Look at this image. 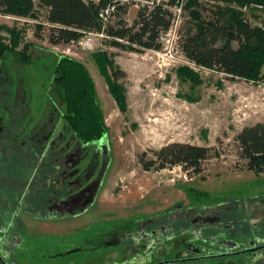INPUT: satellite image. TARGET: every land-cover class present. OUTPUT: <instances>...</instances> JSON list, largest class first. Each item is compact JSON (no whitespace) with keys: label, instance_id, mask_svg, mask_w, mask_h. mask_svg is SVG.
<instances>
[{"label":"rangeland","instance_id":"obj_1","mask_svg":"<svg viewBox=\"0 0 264 264\" xmlns=\"http://www.w3.org/2000/svg\"><path fill=\"white\" fill-rule=\"evenodd\" d=\"M198 1L216 3V0ZM186 2L183 0L173 10L174 21L161 39L163 48L159 52L125 51L110 45V40L99 38H86V49L77 44L55 46L49 41L46 10L39 8L38 0H35L38 14L34 18L10 15L26 20L17 21L0 15V27H5L0 30L3 44L12 45L9 30L17 28L22 38L17 52L30 46V64H23L17 57L7 60L14 81L21 84L28 102L33 104V115L41 107L46 110L50 107L46 103L48 94L55 102H62L51 87L54 71L60 57L74 58L92 76L113 154L99 203L72 220L29 221L28 245L48 253L69 252L87 241L95 243L98 235L119 227H133L141 219L171 210L178 203L188 206L224 202L239 206L246 202L256 204L264 197V174L247 170L235 140L245 127L264 123V84L231 79L186 58L179 46L180 34L189 27L190 17L183 10ZM122 3L125 1L121 0ZM140 4L147 2L131 5L124 17L129 25L134 23ZM233 9L264 30V7L233 5ZM109 21L113 25L116 18ZM101 52H106L109 60L126 74L118 81L124 91V107L113 98L95 61L94 55ZM169 53L175 57L174 61L167 60ZM172 143L212 148L200 174L187 173L181 166L150 171L143 168L141 155L146 153V160H150L153 152ZM256 221L261 222L253 217L252 222ZM118 253L119 249L101 247L49 263L110 264L118 260Z\"/></svg>","mask_w":264,"mask_h":264},{"label":"flooded vegetation","instance_id":"obj_2","mask_svg":"<svg viewBox=\"0 0 264 264\" xmlns=\"http://www.w3.org/2000/svg\"><path fill=\"white\" fill-rule=\"evenodd\" d=\"M8 61L0 59V264H52L101 247L119 249L110 264H264L263 195L240 207L178 203L69 252L28 245L29 221L72 220L99 203L113 154L107 135L79 138L50 94L33 115Z\"/></svg>","mask_w":264,"mask_h":264},{"label":"trees","instance_id":"obj_3","mask_svg":"<svg viewBox=\"0 0 264 264\" xmlns=\"http://www.w3.org/2000/svg\"><path fill=\"white\" fill-rule=\"evenodd\" d=\"M140 4L132 25L124 19L130 6ZM183 0H129L119 4L111 18L116 21L104 23L100 17L115 0H38L40 9L46 10V24L50 28L51 44L71 45L81 41L87 33L105 32L112 38L109 43L119 49L143 53L148 50L161 51L162 37L168 33L174 21V9ZM258 5L264 0H216L206 4L198 0H187L184 11L188 13L189 27L180 34L179 46L192 63L216 71L231 79L264 84V30L253 26L233 5ZM35 0H0V15H15L34 18ZM207 14V15H206ZM5 27H0V30ZM7 46L0 35V59L17 57L30 64L29 45L17 52L21 31L9 30ZM101 72L106 77L113 98L124 107L125 96L118 81L126 74L109 60L106 52L94 55ZM65 106L66 119L72 130L84 141H97L108 133L103 112L98 103L97 90L90 72L80 61L62 56L59 58L51 84ZM241 159L246 161L248 171L264 174V123L245 127L235 138ZM212 148L183 143H172L140 156L147 171L163 170L181 166L187 173L200 174L202 163L209 159Z\"/></svg>","mask_w":264,"mask_h":264},{"label":"built area","instance_id":"obj_4","mask_svg":"<svg viewBox=\"0 0 264 264\" xmlns=\"http://www.w3.org/2000/svg\"><path fill=\"white\" fill-rule=\"evenodd\" d=\"M120 1L121 0H115L114 4L109 6V8H107L104 12L101 13L100 17L102 18V20L104 21L105 24H107V22L109 21V19L111 18V15L114 13L116 7L120 4ZM125 2H128L129 0H124ZM158 2L160 0H157ZM248 7V6H247ZM4 18H7L9 20H17V21H26L25 19H22V18H14L10 15L6 16V15H2ZM86 38H99V39H102V40H111L112 38L105 32V30L101 31V32H90V33H87L85 35V37L77 42V43H72L73 45L74 44H77V45H80L82 48L86 49L88 48L87 44H85V39ZM90 47V46H89ZM93 48V46H91ZM90 49V48H89ZM166 58L167 60L169 61H174L175 60V57L169 53V54H166Z\"/></svg>","mask_w":264,"mask_h":264},{"label":"crops","instance_id":"obj_5","mask_svg":"<svg viewBox=\"0 0 264 264\" xmlns=\"http://www.w3.org/2000/svg\"><path fill=\"white\" fill-rule=\"evenodd\" d=\"M46 263H48V262H46Z\"/></svg>","mask_w":264,"mask_h":264},{"label":"water","instance_id":"obj_6","mask_svg":"<svg viewBox=\"0 0 264 264\" xmlns=\"http://www.w3.org/2000/svg\"><path fill=\"white\" fill-rule=\"evenodd\" d=\"M85 209V208H84Z\"/></svg>","mask_w":264,"mask_h":264}]
</instances>
